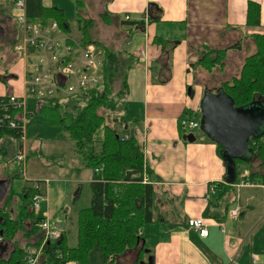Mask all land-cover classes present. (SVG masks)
Masks as SVG:
<instances>
[{"label": "crops", "instance_id": "obj_1", "mask_svg": "<svg viewBox=\"0 0 264 264\" xmlns=\"http://www.w3.org/2000/svg\"><path fill=\"white\" fill-rule=\"evenodd\" d=\"M77 1L78 20H72L73 25L69 22L70 33L60 28V35L76 40V29L82 34L77 41H81L84 35L81 20L92 19L98 24L89 27L90 36L114 50L128 67L127 91L116 107L111 104L110 111L114 112V117L122 118L115 124L118 131L126 137L136 135L143 144L145 160L156 187L155 220L142 230L144 255L141 264H264V161L252 154L243 160L249 164L244 174L238 177L236 173L235 183L248 171L253 185L238 187L234 183L222 197L219 196L220 189L211 193L213 183L224 185L230 177L218 144L206 135L197 139L198 136L183 127L180 120L186 109L194 114L202 111L205 93H216L224 84L212 87L201 81L209 72L195 63L204 47L227 48L241 43V48L228 51L225 67L218 69L221 77L225 74L226 79L239 76L232 75L231 71L240 69L241 72L244 59L257 51L254 34L264 32V0H257L262 7L261 25L258 26L247 24L249 0ZM52 5L66 10L62 0H27V12L31 18L41 19L43 8ZM91 6H98L96 20L86 15V8ZM15 13L14 0H0V27L4 30L0 37L14 28V33L17 32L14 44L22 32L17 22L13 26ZM50 20L55 19L46 22ZM132 21L136 23H129ZM106 30L112 32V39L102 34ZM29 62V58L21 57L11 66L7 74L12 80L0 71V95L25 93ZM18 75L19 81L14 79ZM70 143V152L79 156L74 142ZM8 148L10 153L14 151L12 145ZM25 150L27 162L48 170L41 160L46 155L41 156L37 150L28 148L26 140ZM79 164L83 175L63 181L81 186L90 184L92 169L84 167L82 160ZM3 171L9 174L12 169L8 165L6 169H0V178L7 179L3 177ZM51 180H40L41 193L48 202L43 212L40 207L39 213L35 214L49 219L69 238L77 236V230L76 234L71 231L76 226L75 216L80 207L75 209V214L65 210L58 222L53 221L58 215V207L53 211L49 206ZM70 184L68 188L63 186L64 192L71 189ZM77 196L79 191L76 190L71 201L74 205ZM236 206L240 212L233 218L230 211ZM192 217L206 219L207 236L202 237L189 229L188 220ZM41 229L45 235V230ZM28 241L23 231L13 240L1 239L0 244L6 243L8 248L4 252L0 249V260L8 258L16 245L24 246ZM41 250L35 251L34 246H30L28 255L33 254L39 262ZM138 252L139 248L130 249L116 263L132 253L130 264H135Z\"/></svg>", "mask_w": 264, "mask_h": 264}, {"label": "trees", "instance_id": "obj_2", "mask_svg": "<svg viewBox=\"0 0 264 264\" xmlns=\"http://www.w3.org/2000/svg\"><path fill=\"white\" fill-rule=\"evenodd\" d=\"M261 13V3L249 0L247 24L261 25ZM40 18L45 22L55 19L64 32L70 33V20L58 6L44 7ZM81 23L84 35L80 42L96 43L105 48L103 83L59 101H41L37 110L44 114L49 124L64 127L84 167L92 169L91 202L78 210L76 245H71L65 234L44 243L45 235L40 227L44 218L35 214L33 205V197L40 191L29 185L17 192L11 186L0 203V240H13L23 231L29 241L24 246L16 245L11 255L0 260V264H27L30 246H34L35 251L42 249L37 264H116L120 256L136 248H139V252L135 264H141L144 255L142 230L155 220L156 187L153 173L145 160L143 144L136 135H122L115 126L122 118L115 117L114 124H111L108 121L110 112L106 113L107 109H111V104L112 107L119 104L127 91L128 67L124 66L125 62L114 50L90 36L92 19L81 20ZM254 38L257 51L245 58L239 76L233 77L232 81H225L221 87L233 99L236 107L248 106L253 101L264 104V32L254 34ZM67 39L74 44L71 36ZM231 48H241V43L217 49L206 46L195 65L209 72L222 69ZM118 80L120 86L116 90ZM189 116H195L201 122L202 111L194 114L186 109L180 120ZM22 133L19 128L1 130L2 159L10 155L8 146L12 145L14 152L21 146ZM217 144L219 154L224 159V148ZM249 149L251 155L256 154L264 161V130L250 138ZM238 161L243 159L236 158L235 165ZM8 172H4L3 177L10 182L23 176L19 167ZM235 181L227 179L224 185H213L220 189L219 196L222 197L232 189L231 185Z\"/></svg>", "mask_w": 264, "mask_h": 264}, {"label": "built area", "instance_id": "obj_3", "mask_svg": "<svg viewBox=\"0 0 264 264\" xmlns=\"http://www.w3.org/2000/svg\"><path fill=\"white\" fill-rule=\"evenodd\" d=\"M16 10L15 20L22 28L21 36L14 44L16 51H21L24 57L29 58V76L25 82V93L18 95L14 92L0 95V132L6 128L22 130L20 136L21 146L17 147L14 160L24 167L27 166V153L25 150L27 104L29 98L41 101H59L71 95L81 94L103 83V64L105 48L96 43L82 44L73 40L69 43L57 20L48 22L33 19L27 12V0H14ZM129 18V17H127ZM182 126L188 130L201 126L195 116L185 117ZM147 175L145 180H147ZM254 182L250 173L245 172L242 179L235 183L236 186H250ZM40 193L33 197L36 213H39L44 196L41 193V181L35 180L33 185ZM215 185L211 186V193L216 191ZM240 208L236 206L230 211V216H239ZM189 229L204 237L209 233L208 222L204 217H192L188 220ZM40 227L45 230L44 243L50 239L61 236V229L52 225L49 219L44 218ZM257 258L254 259V263ZM27 264H37V258L31 254L27 256Z\"/></svg>", "mask_w": 264, "mask_h": 264}, {"label": "rangeland", "instance_id": "obj_4", "mask_svg": "<svg viewBox=\"0 0 264 264\" xmlns=\"http://www.w3.org/2000/svg\"><path fill=\"white\" fill-rule=\"evenodd\" d=\"M63 4L65 5V15L70 20L71 25L74 24V21L77 18V13L79 11V5L77 0H62ZM98 6H91L89 8H86L85 12L87 16H90L94 20L98 19L96 18V13ZM77 11V13H76ZM78 20V19H77ZM16 21L13 22V26H15ZM98 24L96 22L93 25ZM18 25V24H17ZM90 26V28L93 27ZM17 27V26H16ZM14 28L11 29L6 35L0 37V71H3V76L6 78H9V80H12L7 73H9L11 66L14 63H18L21 60V57H24L23 53L21 51L14 50L13 44H14V38L17 36V32L14 33ZM75 34L77 38H81L82 34H80V31H76ZM103 35L107 36L108 38L112 37V32L106 30V32H102ZM14 35V37H12ZM76 38V40H78ZM245 53V52H244ZM245 55H247L245 53ZM245 60V59H244ZM226 65V61H225ZM224 65V67H225ZM223 67V68H224ZM222 68V69H223ZM220 69V70H222ZM220 70L214 69L212 74H205V76H202L201 81L205 83L206 85L215 86V85H221L224 83V81H227L225 78V74H222V77L220 75ZM240 69L237 71V69L232 70V75H239ZM230 75V72L228 73ZM228 75V77H230ZM20 75H18L15 80L19 81ZM233 77L228 79L229 81H232ZM118 83L115 84V89L120 84V80L117 81ZM8 83V81L6 82ZM120 86V85H119ZM218 86V87H219ZM116 101L118 98L115 99ZM114 103V102H112ZM38 101L34 98L28 99L27 104V111L30 113V115L27 117L26 122V143L28 144V148L32 150H37L39 155L43 156L46 155V158L42 160L43 165L48 168V170H44L42 168H39L38 166H32L31 163L27 162L26 171L24 173V167L20 166L16 160H14L16 154L12 150L10 155L6 159H0V169H6L7 165L14 171L16 168L19 167V171L23 175L19 179H15L13 182V188L16 190H21L23 186H29L33 185L34 181L37 179L45 180V179H52L49 183V190H48V196L50 198L49 204L50 208L54 211L56 207H58V215L53 218V221L58 222L57 219L60 215H63L65 210L69 209V212L71 211L73 214H75V209L77 208H83L90 204L91 198H92V189L90 184L84 183L82 186L80 184H76L74 182H65V181H72L73 177L78 176L81 177L84 173L83 169L81 170V164L79 162L82 160L79 158L80 156H74L70 149L72 146H70L72 143L71 139L68 138V135L66 134V131L63 126L61 125H53L49 124L47 120L44 117V114L39 112L37 110ZM105 111V110H104ZM109 115V122L113 123L114 112L110 111V109L106 110V113ZM190 131L193 132L194 135L199 137L207 136L210 137L205 130L202 128H196L191 129ZM17 144V142H16ZM2 157V156H1ZM13 167H11L10 165ZM249 168V164L244 161H238L236 164V173L238 177H241L244 174V170ZM6 172V171H3ZM61 179V181L57 180ZM65 180V181H63ZM45 184V183H44ZM71 185L70 190H66L64 192L63 186L66 185L68 188V185ZM81 187V189H80ZM79 191V198L76 201V205L72 204V200L75 195V191ZM9 192V191H8ZM47 198L41 203L42 212L43 209L47 207ZM76 226L72 229V234H76L75 230H77V216H75ZM70 244L76 245L77 243V236L70 237ZM131 254L130 256L120 258L118 263L116 264H130L131 261ZM127 258V259H126Z\"/></svg>", "mask_w": 264, "mask_h": 264}, {"label": "water", "instance_id": "obj_5", "mask_svg": "<svg viewBox=\"0 0 264 264\" xmlns=\"http://www.w3.org/2000/svg\"><path fill=\"white\" fill-rule=\"evenodd\" d=\"M4 30L0 27V35ZM201 128L224 148V161L228 168V180L236 179L235 159L251 156L249 140L264 130V104L253 101L245 107H236L233 99L220 88L216 93L206 92L202 102ZM193 139V136H191ZM10 180L0 178V203L10 188ZM6 243L0 244L4 252Z\"/></svg>", "mask_w": 264, "mask_h": 264}]
</instances>
